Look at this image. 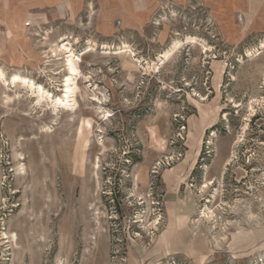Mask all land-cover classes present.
<instances>
[{
	"label": "rangeland",
	"instance_id": "rangeland-1",
	"mask_svg": "<svg viewBox=\"0 0 264 264\" xmlns=\"http://www.w3.org/2000/svg\"><path fill=\"white\" fill-rule=\"evenodd\" d=\"M218 1L85 0L0 57V264H264V0Z\"/></svg>",
	"mask_w": 264,
	"mask_h": 264
},
{
	"label": "crops",
	"instance_id": "crops-1",
	"mask_svg": "<svg viewBox=\"0 0 264 264\" xmlns=\"http://www.w3.org/2000/svg\"><path fill=\"white\" fill-rule=\"evenodd\" d=\"M85 0H0V57L5 63L22 61L31 47L27 41L33 25L43 22L47 17L61 16L63 13H77L83 8ZM156 0H98L102 15L122 16L124 24L130 23L125 17L141 16ZM232 1L235 10L245 17L255 15L259 8L255 0ZM217 2H219L217 0ZM235 3V4H234ZM230 4V3H229ZM151 8V7H150ZM30 22L26 28L24 23ZM135 23V21H133ZM10 33V35H8ZM8 41V42H7Z\"/></svg>",
	"mask_w": 264,
	"mask_h": 264
},
{
	"label": "bare ground",
	"instance_id": "bare-ground-1",
	"mask_svg": "<svg viewBox=\"0 0 264 264\" xmlns=\"http://www.w3.org/2000/svg\"><path fill=\"white\" fill-rule=\"evenodd\" d=\"M178 47H179V43H175L173 45V49H177ZM262 48H264V44H262ZM64 49H66V48H64ZM167 55L168 54H165L164 57H166ZM67 62H68L69 72L72 75H74L77 72V68H76L75 61L73 60V57L70 56L69 59L67 60ZM3 76H4L3 72L0 71V79H2ZM71 82H72V79L71 78H67V80H66L67 85H66V92H65L66 97L63 98V99H57V100L53 101L54 102V104H53L54 108H57L59 106L60 107H71L72 104H70V103H72V102L74 103L73 105H75V100L74 99L71 100V98H73V95L75 93V89L76 88H75V84L73 82L71 84ZM18 83H22V84H26L27 83L28 85H30L31 89L34 86L33 83L27 82L25 79H23V78H21L19 76L12 77L11 84H18ZM36 93L40 97H42L45 94L43 89L41 88V86H37L36 87ZM96 165H97V163H96ZM209 185H211V184H209ZM204 188H207V185L204 186Z\"/></svg>",
	"mask_w": 264,
	"mask_h": 264
},
{
	"label": "built area",
	"instance_id": "built-area-1",
	"mask_svg": "<svg viewBox=\"0 0 264 264\" xmlns=\"http://www.w3.org/2000/svg\"><path fill=\"white\" fill-rule=\"evenodd\" d=\"M24 26L26 27V28H28L29 26H30V22L28 21V22H25L24 23Z\"/></svg>",
	"mask_w": 264,
	"mask_h": 264
}]
</instances>
